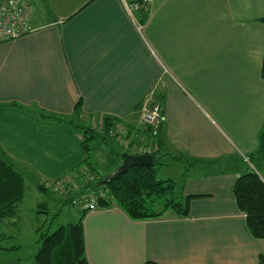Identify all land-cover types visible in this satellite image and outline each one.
<instances>
[{
  "label": "crops",
  "instance_id": "obj_1",
  "mask_svg": "<svg viewBox=\"0 0 264 264\" xmlns=\"http://www.w3.org/2000/svg\"><path fill=\"white\" fill-rule=\"evenodd\" d=\"M30 1L34 30L0 43V146L24 176L40 187L84 168L82 133L39 109L70 117L81 98L84 119L117 117L122 136L149 144L142 109L159 103L165 163L191 198L186 215L86 210L89 264H264L233 191L264 127V0H151L143 22L124 0ZM20 213L1 227L21 232ZM39 227L29 253L2 244L15 236L4 232L18 248L0 250V264H38Z\"/></svg>",
  "mask_w": 264,
  "mask_h": 264
},
{
  "label": "trees",
  "instance_id": "obj_2",
  "mask_svg": "<svg viewBox=\"0 0 264 264\" xmlns=\"http://www.w3.org/2000/svg\"><path fill=\"white\" fill-rule=\"evenodd\" d=\"M25 1L29 6L30 23L34 30L31 1ZM127 1L139 3V8L135 10V13L138 14L139 22L145 21L147 6L142 4V0ZM261 75L264 78V55L262 58ZM154 104L160 106L159 103H152L147 106L151 107ZM39 114L44 118L66 124L82 133L83 139L81 141V147L85 152V157L81 163L84 168L74 178L81 179L85 172L93 175V180L85 186L100 189L106 193V196H100L98 199L101 206L108 207L110 205H116L123 209L133 220L159 217L168 209L173 210L178 215H186L188 213L190 196L179 198L175 192V180L171 178L162 179L157 176V169L163 164V157L167 155L161 148L162 115L157 127L146 124L145 131L153 135V140L148 144L144 142L145 137L142 134L131 137V135L126 133L122 136L124 129L119 125V119L117 117L104 116L95 120L84 119L81 98L76 101L73 114L70 117L42 109H39ZM86 121L87 124H85ZM112 131L113 133H111ZM128 131L130 132V130ZM111 138L122 144L125 148L130 149L128 153H134L131 151L132 146L135 145L133 142L150 148L148 153L153 155V164L131 166L126 172L116 178L99 184L105 175L101 176L89 161L90 141L107 142ZM247 160L251 163V166L249 165L248 169L236 178L233 191L238 208L245 213L246 223L252 235L257 238H264V127L260 134L258 149L247 155ZM44 184L45 182L41 183L40 187H46ZM24 193V172L18 163L0 146V222L17 215L19 204L24 197ZM67 200L70 201L69 198ZM159 201L163 204L160 210L155 208V204ZM85 213L86 210L81 209V214L76 221L60 224L51 232L44 230L42 226L36 229V243L38 244V248L35 252L34 259L38 264H89L85 253L83 227ZM4 234V232H0V242L5 237ZM14 248L18 247H5L0 244V250H11ZM146 264L160 263L149 260Z\"/></svg>",
  "mask_w": 264,
  "mask_h": 264
},
{
  "label": "rangeland",
  "instance_id": "obj_3",
  "mask_svg": "<svg viewBox=\"0 0 264 264\" xmlns=\"http://www.w3.org/2000/svg\"><path fill=\"white\" fill-rule=\"evenodd\" d=\"M160 99L162 100V98ZM85 124H87V121ZM108 143L109 146L100 141H90L91 149L89 161L101 176L107 175L113 171L122 160V154L128 153L130 150L112 138L108 139ZM133 144L138 145L136 142H133ZM165 158L167 157L164 156L162 159L163 165H160L157 169V176L162 179L171 178L175 180V182H177L175 192L176 195L179 196L180 191H182L179 186V184H181L180 180L182 179H180L175 166L165 163L168 159ZM89 174L90 173L85 172L82 176ZM25 177V193L19 204V210H21L19 227L21 232L17 227L11 225H5L3 227L0 225V232H6L7 234L14 233L15 235L14 237H8L2 240V244L8 245L15 244L16 242H23L26 248L25 253H29L34 245V238L31 234V226L34 223L41 224L44 230L51 232L60 224L76 221L81 214V208L79 204H72L66 199L61 202L50 187H39L35 176L26 174ZM37 203L40 204V206L36 205ZM44 203H47L45 207L42 206ZM162 207L163 204L160 203V201L155 204V208L158 210ZM4 220L7 221V218Z\"/></svg>",
  "mask_w": 264,
  "mask_h": 264
},
{
  "label": "built area",
  "instance_id": "obj_4",
  "mask_svg": "<svg viewBox=\"0 0 264 264\" xmlns=\"http://www.w3.org/2000/svg\"><path fill=\"white\" fill-rule=\"evenodd\" d=\"M150 3L151 0H142V4L145 6ZM124 5L130 15H134L135 10L139 8L138 2L131 3L124 0ZM32 30L30 10L25 0L0 1V42L18 38ZM161 115L160 106L154 104L151 107H143L141 119L144 123L157 127L161 120ZM132 147L131 151L134 153H147L150 151V148H146L143 145H134ZM92 180L93 175L91 174L83 176L80 180L60 177L48 180L44 185L46 188L50 187L59 196L66 199L69 198L72 204H79L82 210H92L103 207L99 204L98 199L100 196H106V193L100 189L85 186Z\"/></svg>",
  "mask_w": 264,
  "mask_h": 264
},
{
  "label": "water",
  "instance_id": "obj_5",
  "mask_svg": "<svg viewBox=\"0 0 264 264\" xmlns=\"http://www.w3.org/2000/svg\"><path fill=\"white\" fill-rule=\"evenodd\" d=\"M162 116H163V111ZM122 161L117 165V167L104 176V178L99 182V184H103L106 181L112 180L117 176L123 174L130 168L135 165H152L154 162L153 155L151 153H124L122 155Z\"/></svg>",
  "mask_w": 264,
  "mask_h": 264
}]
</instances>
